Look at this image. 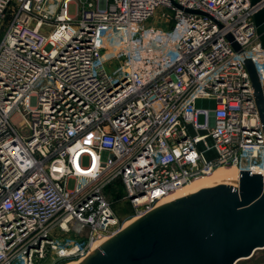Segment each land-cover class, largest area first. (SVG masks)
Instances as JSON below:
<instances>
[{"label":"built area","instance_id":"1","mask_svg":"<svg viewBox=\"0 0 264 264\" xmlns=\"http://www.w3.org/2000/svg\"><path fill=\"white\" fill-rule=\"evenodd\" d=\"M250 4L0 0V264L84 260L124 228L109 188L137 220L220 168L264 175L251 79L225 38L264 93V0Z\"/></svg>","mask_w":264,"mask_h":264},{"label":"water","instance_id":"2","mask_svg":"<svg viewBox=\"0 0 264 264\" xmlns=\"http://www.w3.org/2000/svg\"><path fill=\"white\" fill-rule=\"evenodd\" d=\"M262 0H250L256 6ZM264 50V7L254 14ZM264 132V93L235 38ZM239 187L218 185L164 204L110 237L80 264H236L264 249V175L240 171Z\"/></svg>","mask_w":264,"mask_h":264},{"label":"bare ground","instance_id":"3","mask_svg":"<svg viewBox=\"0 0 264 264\" xmlns=\"http://www.w3.org/2000/svg\"><path fill=\"white\" fill-rule=\"evenodd\" d=\"M239 183H240L239 182V172L234 167L220 168V169L214 171L211 175L199 178L196 181L191 182L187 186L177 190L175 193H173L166 200V202L171 203V202H173L177 199H180L182 197L189 196V195H192L194 193H198V191H200L202 189L211 188V187H215L218 185H232L235 187H239ZM135 221H136V219H132V220L128 221L125 224L124 228L128 227L132 223H135ZM108 239H104L102 241L96 242L93 245L90 253L95 252ZM82 261H78L76 263L71 262L69 264H80Z\"/></svg>","mask_w":264,"mask_h":264},{"label":"rangeland","instance_id":"4","mask_svg":"<svg viewBox=\"0 0 264 264\" xmlns=\"http://www.w3.org/2000/svg\"><path fill=\"white\" fill-rule=\"evenodd\" d=\"M70 13L71 15H75L76 12V7L74 5H72L70 7ZM3 33H1L0 35V40L2 39ZM197 109H201V110H213L215 107V103L213 100H199L196 104ZM200 123H204L205 122V117L202 115L199 118ZM75 186V181L74 180H70L68 183V188L70 190H72ZM123 189L121 187L117 188V195H112V193L108 194L109 198L111 200H115L116 197L119 195V197H122L123 194ZM115 209H116V213L117 215L120 217V219L122 220V224L121 227H124L125 224L132 220V219H128L127 217H129V213H130V205L127 202H122L119 200L116 201V205H115ZM71 262H65L62 264H69ZM236 264H264V249L262 250H258L255 252V254L252 256V258L249 259H244L241 260L239 262H237Z\"/></svg>","mask_w":264,"mask_h":264},{"label":"trees","instance_id":"5","mask_svg":"<svg viewBox=\"0 0 264 264\" xmlns=\"http://www.w3.org/2000/svg\"><path fill=\"white\" fill-rule=\"evenodd\" d=\"M119 187H121V186H119ZM122 192H123V191H122ZM107 193H108V194L112 193V195H117V194H116V193H118V192H117V188H116V189H115V188H109ZM122 195H123V194H122ZM119 199H121V197H119V195H118L114 201H117V200H119Z\"/></svg>","mask_w":264,"mask_h":264}]
</instances>
